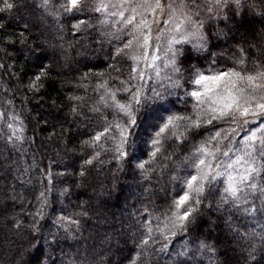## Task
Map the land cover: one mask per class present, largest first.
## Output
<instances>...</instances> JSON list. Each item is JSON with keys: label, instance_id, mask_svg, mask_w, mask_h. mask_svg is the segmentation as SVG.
<instances>
[{"label": "trees", "instance_id": "trees-1", "mask_svg": "<svg viewBox=\"0 0 264 264\" xmlns=\"http://www.w3.org/2000/svg\"><path fill=\"white\" fill-rule=\"evenodd\" d=\"M243 2L245 6L241 13L236 14L233 6L227 22L224 8H220L219 15L211 19L207 18L209 14L206 12L199 17L204 22L202 31L209 38L208 45L206 50H202L204 53L192 55L187 52V60L182 68L188 69L192 65L207 68L212 64L213 56L217 59L215 67L221 69L235 67L254 74L264 68V16L261 15L264 0ZM40 3L41 0H24L17 10L0 12V160L3 164H12L14 168L9 180L0 177V264H37L45 254L49 264L52 261L56 264L61 261L63 264H129L125 259L129 255L137 260L142 259L143 264H170L175 260L173 257L176 258L174 253L179 252L181 245L191 237H176L168 252L145 254L141 258L133 236L139 240L141 232L145 231V217L155 225V218L161 216L171 204L173 195L179 193L181 186L176 185L174 192L171 176L178 164L183 166L181 162L191 150L192 143L181 148L171 139H166L164 154L157 161L149 162L152 171L146 174L150 179L145 180L139 170L132 166L117 170L116 161L107 151L111 142L106 145L102 138L95 148L99 155L87 166V175L81 178L80 165L85 154L93 155V148L85 146L83 141L89 140L97 130H102L106 118L115 131L117 106L127 99L125 86L120 84V80L128 81L134 65L140 70L141 67L138 66V56L131 50L132 46L115 55L117 47H120L119 41L128 40L127 31L119 28V25L117 27L112 19L102 24L101 20L105 18L93 11L92 2L86 3L79 16L85 21V25L81 26L84 30L75 35L73 19L64 16L62 24H56L53 15L45 20L43 10L38 7ZM49 7L60 11L59 0H50ZM24 22L32 25V28L28 32L27 42L21 43L25 39L21 35ZM37 44L43 45L46 51L41 52ZM241 49L244 62L237 64ZM39 64L50 65L52 74L42 81L43 87L36 91L29 88V79ZM113 64L121 71L109 67ZM165 81L145 78L144 74L143 82L137 76L131 84L140 86L143 83L149 95L155 86L172 102L169 107L174 105L181 113L186 110L192 114L191 103L184 105L176 95L167 94ZM244 84L252 87L247 81ZM174 91L182 93L183 90ZM260 91L264 94V89ZM142 125L143 122L140 135L146 139L151 130L144 129ZM217 127L227 128L228 125L217 124ZM199 139L197 137V141ZM172 152L175 155L169 157ZM134 156L148 159L143 144ZM130 177L135 181L134 186L126 182ZM47 178L51 181L48 182ZM258 183L264 185V180L258 179ZM97 185L106 189L103 196L97 195L98 191L93 192L92 186ZM162 186L164 196L159 194ZM65 188L69 191L62 195L61 190ZM22 190H26L24 197L14 201L12 197H21ZM210 199L212 210L209 212L205 208L198 215L193 234H198L200 240H206L215 251L200 254L196 261L199 264H264L261 254L264 241L256 238L245 242L234 238L236 234L225 223L229 219V212L216 210L219 192ZM59 200L62 206H59ZM50 203L53 206L48 205ZM207 203L208 200H205ZM256 204L259 206V199ZM118 206L129 210L128 216L124 214L123 218L118 219L119 215L111 212V208ZM40 209L43 216L37 214ZM85 212L87 215H84ZM205 216H210L213 222L207 223ZM61 217L67 218L64 223L71 218L79 220L80 230L68 224L71 236L63 229L58 231L53 222H60ZM90 217L99 224L106 222L105 218L110 220L104 229L111 236L104 244L98 236V227L90 223ZM129 218L130 223H127ZM117 219L120 226L116 225ZM17 220L19 224H16ZM258 220L264 221V213L258 216ZM34 221L41 226L38 240L32 239L37 234L29 228ZM231 222L239 227L241 234H255L264 228L261 223L237 212L232 213ZM53 226L58 241L53 246L54 251L44 239L46 237L47 241H52L50 233H53ZM123 234L130 237L123 238ZM64 235H68L70 240L65 239ZM229 241H232L230 247L227 246ZM253 244L256 246L255 259L248 260V249ZM114 245L118 246L116 249L120 250L121 246L123 250L118 260H114V255L108 251L109 248L114 249ZM152 247L159 248L160 244L149 246V253ZM99 248L103 249L102 255L87 254ZM188 264H194V261L188 258Z\"/></svg>", "mask_w": 264, "mask_h": 264}, {"label": "snow or ice", "instance_id": "snow-or-ice-1", "mask_svg": "<svg viewBox=\"0 0 264 264\" xmlns=\"http://www.w3.org/2000/svg\"><path fill=\"white\" fill-rule=\"evenodd\" d=\"M92 2L93 11L100 13L101 9L108 6L102 2L95 3V0H59L60 11L49 7L50 0H41L38 5L43 10L44 18L54 15V22L62 24L64 16L73 19L72 27L74 35L83 31L81 27L85 21L79 16L83 13L86 3ZM24 0H2L0 2V12L11 13L21 7ZM233 6L236 14H240L245 4L243 0H170L165 4L162 0H142L141 3L131 6V15L125 16L124 11L112 13L121 19L117 21L124 31H128L131 26V36L128 40H120V47H117L115 55L129 50L135 42L138 47L145 50V55H149L147 49L150 47L152 39V27L148 24L147 17L141 14L140 21L135 20L139 9L152 13V24L162 23L168 29L166 47L162 48L163 33L157 31L156 46L151 51V60L154 62L163 55L164 72L163 79L167 81L166 91L168 95H176L178 100L184 105L192 104L193 113H181L178 109L169 107L172 104L166 96L157 90L155 86L151 88V95L145 90L143 83L140 86L131 84L137 76L143 82L144 73L137 66H133L128 81L120 80V84L125 86L127 99L124 103L118 104V113L114 117L116 123L113 125L107 122L102 130H97L96 134L89 140L83 141L85 146L93 148V155L87 153L80 165L79 176L85 177L89 171L88 165L99 155L95 151L97 142L104 138L107 145L111 142L107 151L111 152V159L116 161L117 170L124 166H132L139 170L145 180L150 179L146 175L151 172L149 162H155L165 152V140L171 139L173 143L183 148L189 142L192 148L184 156L181 164L177 165L173 171L171 180L174 192L176 185H180L179 193L174 194L172 202L168 205L161 216L155 218L153 222L145 217L147 223L144 224L145 231L141 232V238L133 241L136 245L138 255L142 258L145 254L166 253L169 246L176 237H191L185 244L181 245L176 259L170 264H188V258L196 261L197 253L201 255L205 252H214L215 249L206 240H200L198 234H193V229L197 223L198 215L207 208L212 210L210 197L216 196L219 192L217 211L229 212L227 227L236 235L234 238L245 242L258 238L264 241V228L258 233L241 234L239 227L231 222L233 212L241 213L249 220H255L264 225V221L258 220V216L264 213V185L258 183L264 180V94L260 89H264V68L258 69L254 74L247 73L245 69L215 67L217 59L213 56L212 64L207 68L192 65L188 69L182 68L187 60V49L183 47L185 43L192 44L194 51L206 50L208 37L202 31L204 27L203 19L199 17L208 13V19L219 15V9L224 8V16L227 22L229 12ZM161 16L167 14L168 19L157 20L156 14ZM264 16V11L261 12ZM107 23V19L101 20ZM32 25L24 22V31L21 35L25 37L21 43L27 42L28 32ZM41 52L46 49L43 45L37 44ZM115 55L113 59H115ZM39 57H37L38 59ZM244 62L243 49L239 55L237 64ZM153 64H149L152 67ZM37 71L29 79V88L39 91L43 87L42 81L50 76V65L39 64ZM115 71H121L114 64L109 65ZM158 79L161 78L159 70L156 71ZM247 81L252 87L244 84ZM161 86H164L163 84ZM182 89V93L174 90ZM75 112V108L73 109ZM141 122L146 124L149 132L146 139L140 135ZM217 124H227L228 127H217ZM211 126V127H208ZM201 129H204L201 131ZM197 137H200L197 141ZM239 137V139H237ZM21 139V137H15ZM144 145L148 159L143 156L137 158L134 153ZM239 145V146H238ZM175 152L169 154L174 156ZM251 190V191H249ZM69 189L61 190L63 195ZM43 196V193L41 194ZM22 199L13 196L12 199ZM46 201V197L44 198ZM260 204L257 206L256 200ZM205 200L208 203L205 204ZM37 214L43 216L42 209ZM84 215H87L85 212ZM67 218H59L60 222L54 221L57 230L63 229L68 235H72L68 224L75 225L76 230H80V221L71 218L67 223ZM19 224V221H16ZM31 231L37 235L33 240L40 239L41 226L38 221L29 225ZM52 241H47L48 247L54 249L58 242L56 233H50ZM199 241V243H197ZM160 244L159 248L152 247L149 253V246ZM36 247V245H33ZM256 246L253 244L248 249V259L254 260ZM129 264H143V260H137L131 255L125 258ZM37 264H49L47 254L44 259L38 260ZM51 264H56L52 261ZM63 264V261L60 262Z\"/></svg>", "mask_w": 264, "mask_h": 264}, {"label": "rangeland", "instance_id": "rangeland-1", "mask_svg": "<svg viewBox=\"0 0 264 264\" xmlns=\"http://www.w3.org/2000/svg\"><path fill=\"white\" fill-rule=\"evenodd\" d=\"M200 1H205V0H200ZM103 3L105 5H107L108 7L106 9H101V14L100 16L104 19H112V21L117 25L118 27V23L117 21H119L121 18L118 17V16H113L112 13H117L119 11H124L125 12V16H128V15H131V11H130V8L132 5L134 4H138V3H141L142 0H95V3ZM163 3L167 4L170 2V0H162ZM141 14L145 15L147 17V21H148V24H151V27H152V39L150 41V47L147 49V52L149 53V55H145V50L138 47L137 44L135 42H133L132 44V52L133 54H135L136 56H138L137 60L139 62L138 66L141 67V70L143 71V73L145 74V78L149 77V78H155L156 80H159V81H163V75H164V72L167 71L166 69H164V65H163V55L161 54V57L160 59L156 60L153 64L152 60H151V51L155 48L156 46V33L157 31H161L163 33V36H164V39L162 40L161 44H162V48L163 47H166V41H167V36H168V29L162 24H152V13L149 11V12H145L143 9H139L136 16H135V20L138 22L140 21V18H141ZM156 19L157 20H162V19H168V16L167 14L161 16L159 13L156 14ZM119 28H120V25H119ZM122 29V28H121ZM123 30V29H122ZM132 31V28L131 26H128V31H127V34H128V39L131 38V36L129 35V32ZM184 48L187 49V52H190L192 55H197V54H200V53H204L203 51H194L193 47H192V44H189V43H185L183 45ZM149 64H153L152 67H149L148 65ZM159 70L160 73H161V78L158 79L157 76H156V71ZM165 81V80H164ZM166 82V81H165ZM142 127L144 129H148L146 124L143 123ZM8 162H6L5 164H3L0 160V177H2L3 180H9L11 177H12V173H11V170L14 169L12 167V164L8 165L7 164ZM21 165H19L20 167ZM11 167V169H10ZM18 167V166H17ZM22 168V167H21ZM8 169V170H7ZM48 182H50L51 180H49V178H47ZM127 180V179H126ZM128 184H130L131 186H134L135 185V181L133 179V177H130L128 178V180L126 181ZM81 186V185H80ZM93 192H97V195L99 196H103L104 192L106 191V189L102 186H100L98 188V185L93 187ZM165 189L164 187L162 186L161 187V190H159V194L164 196L165 195ZM148 191H146L147 193ZM21 193V197H24L25 193H26V190H22ZM145 192H143L144 195H146ZM57 196H59L57 193H56ZM60 199V197H59ZM98 204V203H97ZM96 204V205H97ZM50 206H53L51 203L48 204ZM99 205V204H98ZM59 206H62V202L61 200H59ZM110 210H112L111 212H114L115 214L119 215V218H123L122 216L125 214L127 215L129 212V210H126L124 207H120L118 206V208L114 209V208H111ZM105 211V210H103ZM128 216V215H127ZM206 217V221L207 223H212V219L211 217L209 216H205ZM106 219V222H103L101 224H99V222L96 220V219H93L92 217H90V223L94 225V227H98V236L99 238H101V242L102 244H104V242H106L107 240H109L108 238H110L111 234L108 230L104 229L105 226H107L108 224H110V220L108 218H105ZM115 221L116 222V225H121V223L118 221ZM125 219V218H124ZM131 219L129 218V220H126L127 223H130ZM227 221H225V223L227 224ZM52 232L55 233L56 232V228L54 229V226L52 227ZM66 236V235H64ZM123 238H129L130 236H128L127 234H123L122 235ZM65 239L67 240H70V237H68V235L65 237ZM116 244V243H115ZM118 245V243H117ZM117 245H114V249L113 248H109L108 251H110L111 254H113V259L114 260H118V258H120L121 256V253L123 254V250L120 247V250L116 249L118 248ZM232 245V241H229L227 243V246L230 247ZM116 246V247H115ZM234 246V245H233ZM244 249H248L247 248H244ZM244 251V250H243ZM240 250V252H243ZM247 252V250H245ZM33 252V251H32ZM31 252V253H32ZM102 252H103V249L102 248H99L97 250H95L93 253H87L88 255H92V254H95V256H98V255H102ZM177 253V251L174 253V255ZM108 254V253H107ZM261 254L264 258V249L261 250ZM200 255V253H197L196 257H198ZM246 256V255H245ZM147 258V256H146ZM174 259L175 256L173 257ZM148 259V258H147ZM248 259V257H247ZM249 260V259H248Z\"/></svg>", "mask_w": 264, "mask_h": 264}]
</instances>
